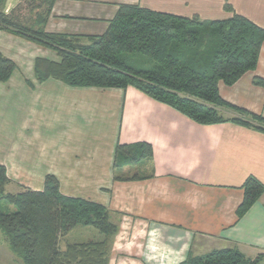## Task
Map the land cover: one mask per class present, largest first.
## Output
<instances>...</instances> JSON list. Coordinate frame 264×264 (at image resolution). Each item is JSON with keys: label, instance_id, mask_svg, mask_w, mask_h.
<instances>
[{"label": "crops", "instance_id": "1", "mask_svg": "<svg viewBox=\"0 0 264 264\" xmlns=\"http://www.w3.org/2000/svg\"><path fill=\"white\" fill-rule=\"evenodd\" d=\"M20 1L6 0L4 13ZM121 5L202 21L236 14L264 29V0H56L45 30L101 36ZM0 52L17 66L8 82H0V111L2 101L11 105L7 165L0 157L8 167L7 192L42 191L52 175L63 195L105 206L118 226L109 264H181L190 254L224 249L249 260L263 255L264 264V193L237 215L246 181L264 184V133L232 122L197 124L131 87L38 83L36 59H58L1 30ZM256 78L264 80V43L256 69L232 86L220 82L219 92L227 103L264 118V87ZM139 143L152 146V159L114 169L118 147ZM76 230V243L94 236L88 228ZM10 251L0 240V264H19Z\"/></svg>", "mask_w": 264, "mask_h": 264}, {"label": "trees", "instance_id": "2", "mask_svg": "<svg viewBox=\"0 0 264 264\" xmlns=\"http://www.w3.org/2000/svg\"><path fill=\"white\" fill-rule=\"evenodd\" d=\"M5 2L0 0V30L59 57L58 61L36 59L38 83L54 79L74 88L131 87L197 124L232 122L264 133L262 116L227 103L219 92L220 82L232 86L258 65L264 29L245 17L235 14L228 20L202 21L121 5L103 35L83 37L46 32L56 0H21L9 15L3 11ZM145 59L151 67L139 64ZM16 69L0 52V82H8ZM254 83L264 87L261 78ZM225 110L241 117H226ZM152 155L150 144L119 146L114 169L136 166ZM10 183L5 166L0 165V231L19 264H109L118 226L105 206L63 195L52 175L45 178L42 191L13 194L7 192ZM243 189L239 218L260 199L264 184L249 178ZM80 226L98 233L90 241L68 243L62 249L60 243ZM262 261L263 255L249 260L237 250L224 249L190 254L181 264Z\"/></svg>", "mask_w": 264, "mask_h": 264}, {"label": "rangeland", "instance_id": "3", "mask_svg": "<svg viewBox=\"0 0 264 264\" xmlns=\"http://www.w3.org/2000/svg\"><path fill=\"white\" fill-rule=\"evenodd\" d=\"M49 56L52 58V57H55L56 59L59 60V57L57 56L56 53L52 52L50 50V53H49ZM139 64L142 65L143 67H146V68H149L151 67V63L150 61H147L146 59L145 60H140L139 61ZM14 88H12L13 90ZM9 91V90H8ZM9 94V92H8ZM12 94V93H10ZM11 106L9 101H7L6 103H4L2 101L1 103V115H0V157L4 158L5 157V161H6V165L8 163V153H9V126H8V120H9V112L11 110ZM226 111V110H225ZM230 112H233V111H230ZM235 115V117H241L239 114L233 112ZM225 116H229V115H226ZM256 124H259V123H256ZM260 125V124H259ZM5 127V128H4ZM4 129V130H3ZM6 169H8V167L5 166ZM15 189V188H14ZM12 190V189H11ZM13 191V190H12ZM79 230H82V229H85L84 227H78ZM89 230H92V232H94V234H97L98 232L95 231L94 229H90L88 228ZM78 230V229H77ZM76 229L74 231H72L69 236H67L61 243H60V247L62 249H65L66 247V244L68 243H76V241H80L79 238L77 237V231ZM0 240L2 242H4V244L6 245V248H8V250L10 251V248L8 246V244L6 243L5 241V238L2 234V232L0 231ZM10 254H12V256H14L13 253H11L10 251ZM15 260H16V263L18 261V259L14 256ZM6 264H14L13 262H10V261H6Z\"/></svg>", "mask_w": 264, "mask_h": 264}]
</instances>
